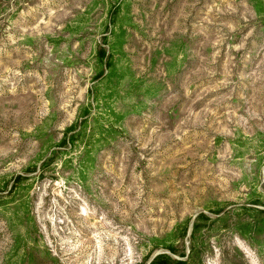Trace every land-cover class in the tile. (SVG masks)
<instances>
[{
  "label": "rangeland",
  "instance_id": "374dc122",
  "mask_svg": "<svg viewBox=\"0 0 264 264\" xmlns=\"http://www.w3.org/2000/svg\"><path fill=\"white\" fill-rule=\"evenodd\" d=\"M264 264V0H0V264Z\"/></svg>",
  "mask_w": 264,
  "mask_h": 264
},
{
  "label": "trees",
  "instance_id": "16d2710c",
  "mask_svg": "<svg viewBox=\"0 0 264 264\" xmlns=\"http://www.w3.org/2000/svg\"><path fill=\"white\" fill-rule=\"evenodd\" d=\"M163 259H164V257H161V258L158 257L156 260H154V262L152 264H158V263L164 261ZM181 264H184V263H181Z\"/></svg>",
  "mask_w": 264,
  "mask_h": 264
}]
</instances>
